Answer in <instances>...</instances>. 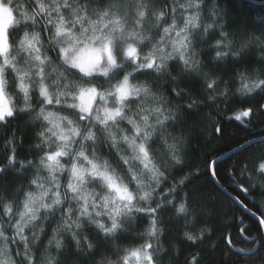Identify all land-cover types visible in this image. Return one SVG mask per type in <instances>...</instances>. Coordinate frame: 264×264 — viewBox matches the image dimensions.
<instances>
[{"label": "clouds", "instance_id": "9594fccd", "mask_svg": "<svg viewBox=\"0 0 264 264\" xmlns=\"http://www.w3.org/2000/svg\"><path fill=\"white\" fill-rule=\"evenodd\" d=\"M220 177L264 216V0H0V264H210Z\"/></svg>", "mask_w": 264, "mask_h": 264}, {"label": "trees", "instance_id": "16d2710c", "mask_svg": "<svg viewBox=\"0 0 264 264\" xmlns=\"http://www.w3.org/2000/svg\"><path fill=\"white\" fill-rule=\"evenodd\" d=\"M219 183L231 194L239 197L240 201L243 200L244 203L249 204V207H252L251 203L245 199L242 189L236 188L235 185L229 186L223 177L219 178ZM220 185L215 179H212L209 181L208 190L216 192L223 200L230 202L236 215L242 218L243 223L240 222V219L230 220L227 225H221L217 229V249L208 259L211 264H245V261L255 258L253 253L247 249L253 247L251 240L256 239L255 228L258 221L245 212ZM253 211L255 212L256 209L254 208ZM239 227H246L249 231L241 234L238 230ZM228 238H231V243H228Z\"/></svg>", "mask_w": 264, "mask_h": 264}, {"label": "snow or ice", "instance_id": "6c2138e0", "mask_svg": "<svg viewBox=\"0 0 264 264\" xmlns=\"http://www.w3.org/2000/svg\"><path fill=\"white\" fill-rule=\"evenodd\" d=\"M262 225H264V216H262L258 220V223L256 225V228H255L256 233H257L256 239L251 240V244L253 246H258V247H255V248L250 247V248L247 249V250H249L252 253H254L255 250H257V249H264V233H261V226ZM238 230H239V232L241 234H244V233L249 231V229L246 228V227H239ZM228 243H231V238H228ZM241 251H244V249H241ZM210 264H211V262H210Z\"/></svg>", "mask_w": 264, "mask_h": 264}, {"label": "water", "instance_id": "95a60500", "mask_svg": "<svg viewBox=\"0 0 264 264\" xmlns=\"http://www.w3.org/2000/svg\"><path fill=\"white\" fill-rule=\"evenodd\" d=\"M219 185H220V183L219 182H217ZM221 187H222V189L228 194V195H230L231 196V198H233L234 200H235V202L237 203V204H239V206H241V208H243V210L245 211V212H247L250 216H252L253 218H255L257 221L261 218H257L255 215H253V213H249L248 211H247V209L246 208H244V206H243V204H241L240 203V200L239 199H237V197L235 196V195H233V194H231L227 189H225L222 185H220Z\"/></svg>", "mask_w": 264, "mask_h": 264}]
</instances>
